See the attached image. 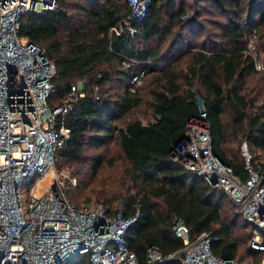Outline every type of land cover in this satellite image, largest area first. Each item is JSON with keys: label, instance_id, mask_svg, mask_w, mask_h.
I'll list each match as a JSON object with an SVG mask.
<instances>
[{"label": "trees", "instance_id": "trees-1", "mask_svg": "<svg viewBox=\"0 0 264 264\" xmlns=\"http://www.w3.org/2000/svg\"><path fill=\"white\" fill-rule=\"evenodd\" d=\"M203 1L151 0L143 19H128L133 33L124 23L129 13L126 0H58L54 9L26 12L19 24V34L42 46L55 64L50 105L62 103L71 85L83 81V96L65 115L70 135L57 152L56 166L83 165L88 149L116 138L127 162L125 171L137 189L120 201L103 197L93 202L102 201L109 209L114 203L139 209L126 233L139 264H146L150 244L164 255L181 250L182 241L173 232L175 217L193 238L209 233L210 249L217 257L233 264H261L263 258V251L250 245L251 226L233 214L224 190L173 157L188 120L202 110L212 152L219 160L240 178L246 177L240 145L236 150L229 145L239 138L246 141L254 168L264 172V103L256 104V98L243 91L247 76L264 73L255 69L246 50L247 36L256 32L257 50L264 52V0H211L223 10L224 21H217V31L195 46L193 24ZM191 50L188 66L176 71L175 62ZM163 62L166 71L156 66ZM139 69L156 72L148 91L152 120L132 118L116 128L115 122L141 101L129 89L131 76ZM102 163L100 154L91 157L92 172ZM70 186L66 181L67 198L77 207L87 206L89 198L84 197L82 204L73 201ZM261 237L264 240L262 231ZM86 260L87 254H78L67 264ZM160 264L181 263L171 258Z\"/></svg>", "mask_w": 264, "mask_h": 264}, {"label": "built area", "instance_id": "built-area-1", "mask_svg": "<svg viewBox=\"0 0 264 264\" xmlns=\"http://www.w3.org/2000/svg\"><path fill=\"white\" fill-rule=\"evenodd\" d=\"M57 1L0 0V264H67L78 254H87L85 264H139L126 237L139 209L127 210L122 204L109 209L102 201L75 206L64 192L66 181H75L56 167L57 152L70 135L65 115L77 97L83 96V81L71 85L62 103L50 105L55 64L42 46L18 31L26 12L54 9ZM126 3L129 13L124 23L133 33L128 19H143L151 0ZM114 30L118 33L120 29ZM256 39V32L247 36L246 50L255 69L264 70ZM146 74L145 70H137L129 89L134 91L133 85ZM240 151L245 160V178L212 152L209 123L201 110L188 120L173 157L224 190L233 214L251 226L250 245L263 251V264L264 172L252 165L245 140L240 143ZM50 173V180L40 188L39 182ZM173 232L182 241L181 250L164 255L150 244L145 251L146 264H160L171 258L181 264H233L211 252L209 233L193 238L177 217L173 219Z\"/></svg>", "mask_w": 264, "mask_h": 264}, {"label": "rangeland", "instance_id": "rangeland-1", "mask_svg": "<svg viewBox=\"0 0 264 264\" xmlns=\"http://www.w3.org/2000/svg\"><path fill=\"white\" fill-rule=\"evenodd\" d=\"M192 1V0H190ZM198 9V19L195 18V23L193 24L194 33L197 35L191 40L195 46H199V42L205 35H211L210 31H217V21H224L223 10L211 0H205L200 2L197 7ZM218 17L215 22L213 18ZM259 45H261V40H258ZM191 51L183 52L182 55L175 63V70H183L189 64V58ZM258 58L260 61L264 60V52H259ZM156 66H162V69L166 71L167 68L163 64H157ZM156 73V72H153ZM153 73H147L146 76L141 80L140 83L133 85L134 91L140 96L141 101L138 106L134 107L128 114L120 118L115 122L116 128H121L125 121L138 118L143 123L151 121V112L149 106V94L148 91L153 87L151 77ZM198 86L195 83V87ZM243 91L248 96H253L256 98V104L264 103V73L257 72L252 73L247 76ZM198 103L199 100H198ZM239 143V144H238ZM241 140L239 138L230 142V147L236 150L240 145ZM100 154L103 158V163L96 170L92 172L90 169L91 157ZM262 155V154H261ZM126 160L123 158L122 153L116 142V138L109 141L106 146H101L98 148H90L87 152V157L83 165L77 163H70V165H64L61 167L56 166L58 170H62L64 173L74 179L75 184H71L70 189L71 194L74 196V200L77 204H82L87 202L89 205L95 200H99L103 197L114 198L115 201H120L124 196H131L137 189L135 185L127 175L125 171ZM81 172V173H79ZM25 194H22L23 199ZM89 198L88 201H83V198ZM120 203H114V206H118ZM238 230L241 231L240 224L237 225Z\"/></svg>", "mask_w": 264, "mask_h": 264}, {"label": "bare ground", "instance_id": "bare-ground-1", "mask_svg": "<svg viewBox=\"0 0 264 264\" xmlns=\"http://www.w3.org/2000/svg\"><path fill=\"white\" fill-rule=\"evenodd\" d=\"M51 173L50 174H48L47 176H46V178H44V180H42L41 182H39V186H40V188H41V186L43 185V184H45V183H47L49 180H50V178H51ZM39 188V189H40ZM264 264V263H263Z\"/></svg>", "mask_w": 264, "mask_h": 264}]
</instances>
